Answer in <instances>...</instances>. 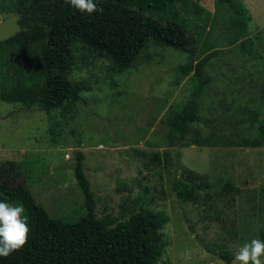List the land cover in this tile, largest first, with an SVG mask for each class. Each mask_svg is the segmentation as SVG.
<instances>
[{
	"label": "rangeland",
	"instance_id": "374dc122",
	"mask_svg": "<svg viewBox=\"0 0 264 264\" xmlns=\"http://www.w3.org/2000/svg\"><path fill=\"white\" fill-rule=\"evenodd\" d=\"M194 1L211 16L200 44L210 50L194 61L219 51L204 68L208 85L200 96L193 97L191 75L176 71L189 59L183 52L149 42L117 73L109 59L78 43L68 79L89 89L79 102L47 114L0 101V168L14 164L8 171L17 186L8 203H21L25 187L51 219L77 221L84 214L73 175L80 151L97 218H127L140 198L143 208L166 216L156 264H228L223 255L232 264L240 246L259 239L264 146L169 148L161 121L194 102L203 134H257L251 119L264 120V0H236L244 17L218 8L217 0ZM19 29L17 16L0 8V41Z\"/></svg>",
	"mask_w": 264,
	"mask_h": 264
},
{
	"label": "trees",
	"instance_id": "16d2710c",
	"mask_svg": "<svg viewBox=\"0 0 264 264\" xmlns=\"http://www.w3.org/2000/svg\"><path fill=\"white\" fill-rule=\"evenodd\" d=\"M0 4L2 12L17 16L20 28L0 41V101L36 107L47 114L79 102L81 93L89 90L68 79L78 43L109 59L117 73L131 68L149 42L183 52L189 59L176 71L191 75L195 82L193 97L206 90L204 68L219 54L212 51L194 61L199 51L204 54L210 50V45L202 43L200 48V44L211 18L194 0H97L103 11L91 15L64 0H1ZM222 5L238 17L245 16V7L236 0H217L216 6ZM251 122L258 123L253 138L242 139L233 132L203 134L197 128L202 122L194 102L188 110L172 111L161 121L169 148L185 142L201 147H263L264 120ZM165 156L170 164L168 151ZM5 166L0 168V202H7L17 191L9 173L14 164ZM73 175L84 199V214L75 222L51 219L23 187L21 203L29 217L28 240L19 251L0 257V264H156L164 246L161 230L166 216L143 208L140 198L134 208L126 210L127 218L125 212L118 217L97 218L96 199L80 151L75 156ZM258 204L261 214L264 184ZM259 239L264 241V221ZM221 258L230 264V257Z\"/></svg>",
	"mask_w": 264,
	"mask_h": 264
},
{
	"label": "clouds",
	"instance_id": "9594fccd",
	"mask_svg": "<svg viewBox=\"0 0 264 264\" xmlns=\"http://www.w3.org/2000/svg\"><path fill=\"white\" fill-rule=\"evenodd\" d=\"M64 3L88 15L103 11L97 6V0H64ZM28 221L22 203L0 202V257H9L27 243L30 232ZM262 257L264 241L252 239L238 248L232 264H264Z\"/></svg>",
	"mask_w": 264,
	"mask_h": 264
}]
</instances>
